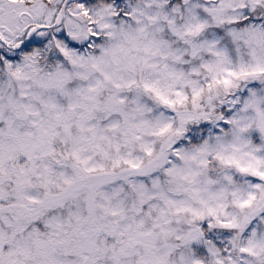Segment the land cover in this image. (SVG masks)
<instances>
[{"label": "snow or ice", "instance_id": "snow-or-ice-1", "mask_svg": "<svg viewBox=\"0 0 264 264\" xmlns=\"http://www.w3.org/2000/svg\"><path fill=\"white\" fill-rule=\"evenodd\" d=\"M0 264H264V0H0Z\"/></svg>", "mask_w": 264, "mask_h": 264}]
</instances>
